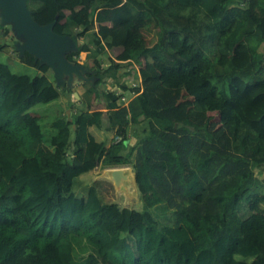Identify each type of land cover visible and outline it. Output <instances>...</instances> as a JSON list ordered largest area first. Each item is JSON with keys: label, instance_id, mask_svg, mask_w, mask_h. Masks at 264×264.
<instances>
[{"label": "trees", "instance_id": "obj_1", "mask_svg": "<svg viewBox=\"0 0 264 264\" xmlns=\"http://www.w3.org/2000/svg\"><path fill=\"white\" fill-rule=\"evenodd\" d=\"M28 9L78 43L70 62L83 52L94 64L83 65L90 80L77 108L31 54L15 52L36 77L0 62V264H264V208L247 199L264 174V0H28ZM139 22L156 43L135 32ZM57 101L50 115L30 114ZM99 166L132 167L144 210L87 187L81 177ZM255 192L264 199V182Z\"/></svg>", "mask_w": 264, "mask_h": 264}, {"label": "water", "instance_id": "obj_2", "mask_svg": "<svg viewBox=\"0 0 264 264\" xmlns=\"http://www.w3.org/2000/svg\"><path fill=\"white\" fill-rule=\"evenodd\" d=\"M1 24L11 25L18 39L23 42L18 44L20 55L29 53L47 64L54 72L57 84L68 77V85L71 87L75 77L85 79L87 71L83 65L70 62L67 55L78 50V44L68 36H63L54 31L56 22L48 25L38 24L32 12L28 9V0H0ZM76 97L79 95L76 93ZM136 139L127 141L125 144L134 146ZM103 177L111 181L117 191L128 195L130 185L137 188L135 173L132 167L122 166L104 169Z\"/></svg>", "mask_w": 264, "mask_h": 264}, {"label": "rangeland", "instance_id": "obj_3", "mask_svg": "<svg viewBox=\"0 0 264 264\" xmlns=\"http://www.w3.org/2000/svg\"><path fill=\"white\" fill-rule=\"evenodd\" d=\"M0 18H1V13H0ZM9 28L10 32L8 33L7 36H2V33L4 34L6 32V29ZM135 32H140L144 33L145 36L149 39L151 44L153 45L157 41V32L156 31H150L146 28V24L144 22H139L135 26ZM22 43V39H18L12 29L11 25L8 26H3L1 24L0 20V46L6 45L7 50L4 51L3 53H0V62L8 64L14 73L17 74H29L32 75L33 77L38 76L39 74L37 73L36 70H34L31 67H28L21 63L19 59L17 58L15 52H18V44ZM78 44V43H77ZM120 54V50L115 49L111 51H107L102 55L103 61L105 62L107 59H114ZM81 65L88 64L90 67L93 66L94 61L92 58L88 57V53H81L80 58L76 60V62ZM138 70H140L139 67H137ZM89 71L85 72V79H88ZM95 73V72H93ZM89 80V79H88ZM87 80H80L77 77H75V80L73 81L71 87L68 85V77H65L62 81L61 84H58L59 86H64L65 88L70 89V93L66 96L67 98L65 99V103L67 104L68 101L72 103V105H76L77 108L80 107L78 104V100H80L81 95L85 92V87L83 86V82ZM133 84H137L136 81L133 82ZM104 89L112 90L115 89V86L112 85L111 83H107L106 85L103 86ZM76 93L79 95V98L76 97ZM131 97H133L131 94H128L125 96L127 98L126 100H130ZM62 101H57L51 105L48 106H37L33 109L30 110V114L33 116H47L53 113V108L55 107L56 104L60 106ZM68 106V104H67ZM66 108V107H65ZM95 108L101 109L103 111H106L103 108L102 102H95ZM69 110L68 108H66ZM216 121H219V117L216 114H212ZM96 133V131H95ZM97 135L99 137L104 136V138H108L110 142L112 141L113 138H115V133H98ZM103 172L104 169H102L101 166H99L94 173L92 174H86L81 177V180L88 186L96 185L101 191V194L103 196V200L106 203H116L120 207L124 208H129V209H134L137 211H143L144 210V204L141 201L140 198V193L138 189L134 185H130L129 187V193L128 195L126 194H121L117 191L115 188L114 184L109 181L107 178L105 179L103 177ZM264 182V174H258L256 173L253 181L248 185L249 188V194L247 196V199L252 205L259 204L262 208H264V199L260 198V196L255 192L256 188L259 187L260 183Z\"/></svg>", "mask_w": 264, "mask_h": 264}, {"label": "built area", "instance_id": "obj_4", "mask_svg": "<svg viewBox=\"0 0 264 264\" xmlns=\"http://www.w3.org/2000/svg\"><path fill=\"white\" fill-rule=\"evenodd\" d=\"M125 106H127L128 105V102L129 101H127L126 99H125ZM121 141V138L119 137V136H117L116 138H115V142H117V143H119Z\"/></svg>", "mask_w": 264, "mask_h": 264}, {"label": "crops", "instance_id": "obj_5", "mask_svg": "<svg viewBox=\"0 0 264 264\" xmlns=\"http://www.w3.org/2000/svg\"><path fill=\"white\" fill-rule=\"evenodd\" d=\"M94 172H95V171H94ZM94 172H93V173H94Z\"/></svg>", "mask_w": 264, "mask_h": 264}]
</instances>
